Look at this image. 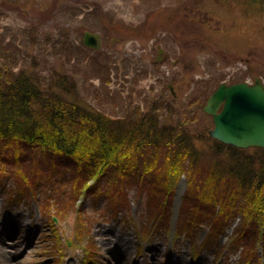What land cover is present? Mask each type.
Listing matches in <instances>:
<instances>
[{"label":"rangeland","instance_id":"374dc122","mask_svg":"<svg viewBox=\"0 0 264 264\" xmlns=\"http://www.w3.org/2000/svg\"><path fill=\"white\" fill-rule=\"evenodd\" d=\"M250 10L221 0H0V63L46 80L64 71L78 101L112 118L154 108L176 124L221 80L264 79V15ZM87 32L99 48L84 44ZM197 123L212 129L209 118ZM48 183L35 196L0 188V264H243L239 218L221 236L205 226L178 236L179 210L157 218L133 186L109 206L106 195L70 203Z\"/></svg>","mask_w":264,"mask_h":264},{"label":"trees","instance_id":"16d2710c","mask_svg":"<svg viewBox=\"0 0 264 264\" xmlns=\"http://www.w3.org/2000/svg\"><path fill=\"white\" fill-rule=\"evenodd\" d=\"M221 1L264 15V0ZM16 69L0 63L1 189L10 185L19 195L35 196L54 181L69 192L70 203L106 195L112 206L133 186L167 221L184 177L176 235L205 226L208 235L221 236L239 218L234 232L240 233L241 261L260 264L264 149H239L210 137L208 123H197L199 116L208 118L207 91L191 101L196 115L176 124L162 122L154 108L112 118L76 99L70 74L56 71L46 80L33 69Z\"/></svg>","mask_w":264,"mask_h":264},{"label":"water","instance_id":"95a60500","mask_svg":"<svg viewBox=\"0 0 264 264\" xmlns=\"http://www.w3.org/2000/svg\"><path fill=\"white\" fill-rule=\"evenodd\" d=\"M99 36L87 32L84 44L99 48ZM223 105L222 111L217 113ZM204 111L212 115L215 128L212 138L230 146L248 149L264 148V86L257 80L250 86L246 83L228 86L222 84L208 99ZM185 189L178 185L174 206L178 210ZM175 215L174 220L175 221Z\"/></svg>","mask_w":264,"mask_h":264},{"label":"flooded vegetation","instance_id":"af4514ba","mask_svg":"<svg viewBox=\"0 0 264 264\" xmlns=\"http://www.w3.org/2000/svg\"><path fill=\"white\" fill-rule=\"evenodd\" d=\"M248 74H249V71H248ZM260 81L263 86H264V79L263 77H260V76H254V75H250L249 76H246L242 79H232V80H228V79H223L219 82L218 86L216 87V89L212 92V94L222 85V84H226L228 86H232V85H236V84H241V83H246L250 86H253L256 84V82ZM211 94V95H212ZM210 95V96H211ZM209 96V97H210ZM222 108H223V105L219 108L218 112L217 113H220L222 111ZM206 115L208 116L209 120L211 121V124H212V129L215 128V121H214V117L212 115H209L206 113Z\"/></svg>","mask_w":264,"mask_h":264},{"label":"bare ground","instance_id":"6f19581e","mask_svg":"<svg viewBox=\"0 0 264 264\" xmlns=\"http://www.w3.org/2000/svg\"><path fill=\"white\" fill-rule=\"evenodd\" d=\"M180 187H182V184H180Z\"/></svg>","mask_w":264,"mask_h":264}]
</instances>
